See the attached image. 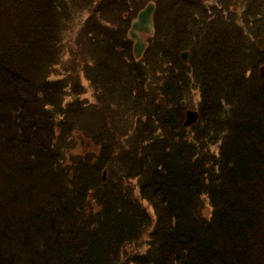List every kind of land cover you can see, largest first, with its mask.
Listing matches in <instances>:
<instances>
[{
    "label": "trees",
    "instance_id": "1",
    "mask_svg": "<svg viewBox=\"0 0 264 264\" xmlns=\"http://www.w3.org/2000/svg\"><path fill=\"white\" fill-rule=\"evenodd\" d=\"M110 3L0 0V264H264V81L255 73L264 51L252 55L257 50L244 30L222 14L213 19L214 7L206 15L199 0H187L165 15L173 24L169 36L196 30L197 11L207 26L220 20L227 41L220 35L214 50H196L189 35L183 38L201 88L200 120L184 129L180 99L161 107L157 158L143 154L148 166L137 198L99 196L105 152L85 162H73L71 151L70 162L59 159L55 121L72 113L52 78L59 32L71 9L93 4L87 35L112 43L102 22L105 10L115 8ZM172 12L181 14L174 20ZM202 197L211 206L208 218ZM141 200L151 203L155 218ZM144 236L146 249L124 259L125 247Z\"/></svg>",
    "mask_w": 264,
    "mask_h": 264
},
{
    "label": "rangeland",
    "instance_id": "2",
    "mask_svg": "<svg viewBox=\"0 0 264 264\" xmlns=\"http://www.w3.org/2000/svg\"><path fill=\"white\" fill-rule=\"evenodd\" d=\"M112 1L115 8L111 11L105 10L102 22L108 30L111 29L109 32L114 44H109L110 47H107L106 39L99 41L93 35H87L86 26L92 19L91 12L95 5L78 11L74 7L70 10L59 32L61 45L56 49L58 56L54 60L55 71L52 78L59 82L58 92L65 95L63 103L64 105L69 104L72 112L68 118L57 116L55 121V132L63 154H59V159L62 157L61 162L64 165L70 162L69 153L71 151L76 153V156L72 158L73 162L81 160L85 162L89 156L98 155L100 152L104 155L105 152L106 165L99 172L102 186L100 188L97 186L96 191L99 196L103 195V192L105 194L109 192L117 196L121 202L118 197L121 199H125L126 196L138 197L139 180L145 175L144 168L147 169L146 166H148L146 165L147 157L143 154L150 153L153 159L157 158L155 148L156 143L159 144L158 138L161 134V128L157 127V123L160 109L164 106L163 99L160 100L158 97L159 91L166 90L169 97L175 101L176 99L186 100V106L189 109H199L202 98L201 88L195 84L196 80L189 69L179 74L178 78L174 68L170 67L171 64H167L165 59H156L155 56L161 55L159 50L165 55L172 53L173 48L177 47L174 46L175 42L182 43V38H188V35L191 40L195 41L196 50H214V47L220 44V35H222L223 44L227 39L222 34L223 27L220 26V20L215 22V26L214 24L207 26L203 23L205 17L200 20L201 14L197 11L193 12L197 13L199 18L196 30L192 32L188 30L186 36L182 33L178 36H169L167 32L171 30L173 24L172 22L167 23L165 15L169 14V8L172 6L180 8L183 5L179 3L187 2V0H126V2L119 0L118 6L116 5L118 1L111 0V3ZM148 1H153L157 5L154 21L155 29L158 30L157 34L150 39L151 42L144 58L136 63L131 53L134 44L131 47L127 30L129 20ZM199 1L200 5L208 11L206 15L211 14L214 7L213 19L216 20L217 16L222 14L225 23L229 24L231 20L235 25H240L244 30V36L252 41L251 43L257 50L252 55L259 52L255 42L258 37H264L263 33L260 35L264 32V0H256V3L254 0ZM130 8H133L134 12H130ZM181 11L184 13L187 9L181 8ZM124 13L127 15L124 16ZM180 14L172 12L175 16L174 20ZM246 14L250 16L248 19H244ZM255 23L259 25L257 30L260 31L254 27ZM249 26H252L253 30ZM174 28L178 30L176 26ZM172 34H175L174 30ZM185 43H182L185 49H190ZM198 43L199 48L196 46ZM154 51L156 52L152 55L151 52ZM151 56H154V60H151ZM191 56H189V61ZM262 63L261 58L258 57L256 74H258V66ZM171 72L174 76L169 79ZM180 83L184 85L181 86ZM171 89L178 92L176 94L178 98L173 96L174 91L171 92ZM47 110L51 109L47 107ZM184 110L185 108L180 110V124ZM59 123H64L66 127H60ZM173 136H175L174 133ZM210 149L216 154L217 144L211 145ZM80 154L83 157L79 158ZM136 163L140 166L139 168L134 167ZM132 166L136 169L135 171L131 170ZM138 172L143 173L138 176ZM202 199L204 200L201 215L208 218L211 207L207 198L202 197ZM140 203L154 217L155 212L151 203L143 200ZM87 207L89 208L90 205L88 204ZM92 208L96 210L95 205ZM146 244L145 236L136 243L128 244L124 249V259L130 254L143 252L147 247Z\"/></svg>",
    "mask_w": 264,
    "mask_h": 264
},
{
    "label": "water",
    "instance_id": "3",
    "mask_svg": "<svg viewBox=\"0 0 264 264\" xmlns=\"http://www.w3.org/2000/svg\"><path fill=\"white\" fill-rule=\"evenodd\" d=\"M154 10V4L149 3L145 6L144 9H142L136 19L132 22L131 29L129 31L132 39L134 40V53L135 57L139 58L144 50V43L140 37L141 32H145L146 34L151 33L152 29V22L151 17ZM259 49L264 48V39L258 38L256 42ZM187 53H182L181 58L184 61L185 64H187ZM259 76L262 80H264V65H261L259 67ZM199 119V113L195 110H186L185 112V120L183 123L184 127H191L195 125L198 122Z\"/></svg>",
    "mask_w": 264,
    "mask_h": 264
},
{
    "label": "flooded vegetation",
    "instance_id": "4",
    "mask_svg": "<svg viewBox=\"0 0 264 264\" xmlns=\"http://www.w3.org/2000/svg\"><path fill=\"white\" fill-rule=\"evenodd\" d=\"M125 16V15H124ZM184 23H185V25H188V22L187 21H185L184 20ZM180 24H181V28H182V25H183V22H180ZM172 28H171V30L173 29V26H171ZM181 33H183V30H178V32H177V35H179V34H181ZM185 33H186V31H185ZM142 37L144 38V41L146 42V45H147V49H148V47H149V40L153 37V36H150V37H146L145 35H142ZM110 44H113V43H110ZM132 41H131V47H132ZM108 47H110V45L108 44L107 45ZM133 48V47H132ZM131 48V49H132ZM131 53H132V50H131ZM151 54L153 55V54H155V51L154 52H151ZM171 55V54H170ZM170 55H169V58L167 59V63L168 64H171L172 65V57H170ZM151 60H154V56H151ZM134 62H139V61H134ZM164 97L163 95H160L159 93H158V97H160V98H162V97ZM162 100V99H161ZM168 108L169 109H171L172 108V106H171V104L168 106Z\"/></svg>",
    "mask_w": 264,
    "mask_h": 264
}]
</instances>
